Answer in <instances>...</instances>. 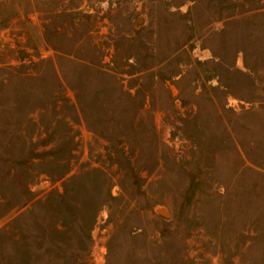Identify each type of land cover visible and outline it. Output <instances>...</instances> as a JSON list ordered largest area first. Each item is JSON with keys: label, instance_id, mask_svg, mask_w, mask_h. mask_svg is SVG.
I'll use <instances>...</instances> for the list:
<instances>
[{"label": "rangeland", "instance_id": "374dc122", "mask_svg": "<svg viewBox=\"0 0 264 264\" xmlns=\"http://www.w3.org/2000/svg\"><path fill=\"white\" fill-rule=\"evenodd\" d=\"M0 264H264V0H0Z\"/></svg>", "mask_w": 264, "mask_h": 264}, {"label": "water", "instance_id": "95a60500", "mask_svg": "<svg viewBox=\"0 0 264 264\" xmlns=\"http://www.w3.org/2000/svg\"><path fill=\"white\" fill-rule=\"evenodd\" d=\"M140 21V19H137V23ZM158 212L162 215H166V213L162 210V209H159Z\"/></svg>", "mask_w": 264, "mask_h": 264}]
</instances>
